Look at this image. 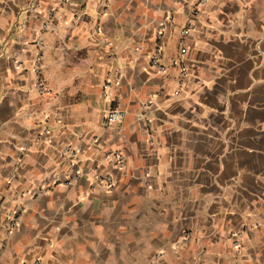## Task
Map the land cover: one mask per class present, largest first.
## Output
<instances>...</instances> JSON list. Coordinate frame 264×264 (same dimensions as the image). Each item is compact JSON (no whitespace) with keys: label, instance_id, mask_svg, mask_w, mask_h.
<instances>
[{"label":"crops","instance_id":"obj_1","mask_svg":"<svg viewBox=\"0 0 264 264\" xmlns=\"http://www.w3.org/2000/svg\"><path fill=\"white\" fill-rule=\"evenodd\" d=\"M196 2L0 0V264H264V0Z\"/></svg>","mask_w":264,"mask_h":264},{"label":"built area","instance_id":"obj_2","mask_svg":"<svg viewBox=\"0 0 264 264\" xmlns=\"http://www.w3.org/2000/svg\"><path fill=\"white\" fill-rule=\"evenodd\" d=\"M207 0H197L195 3V7L190 14L186 27L182 30V37L179 42V51L181 56H185L188 52V44L187 37L191 32V25L197 18L200 13L202 6L206 3ZM165 33V24L161 23L158 25L156 32V48L154 52L151 54L149 59V68L152 72L157 74H162L167 71V66L164 63L163 58V39ZM38 74V86L41 91H46L45 89V80L40 75V72L37 71ZM124 118V112L120 109H109L104 116V122L106 126H110L112 124L119 123ZM79 148H77L73 144H69L64 149V155L68 157L70 161V165H72L73 161L79 155ZM107 162L114 168L124 169L126 166V158L125 156L117 151L108 153L105 156ZM78 176L79 173H76ZM93 184L103 187L107 191H112L115 188V182L113 176L110 173L96 174L93 179ZM60 182L59 175H53L51 178V186H56ZM48 182L43 181L41 185L34 192H27V194H39L43 191L48 190ZM23 210V206L21 203L15 204L11 206L9 209H6L3 204H0V250L3 245L4 235L9 233L16 225L19 223L20 214ZM185 237H188V232L185 233ZM241 234L232 233L231 239H234V246L236 249L241 248V240L239 239ZM35 264H41L39 260H36Z\"/></svg>","mask_w":264,"mask_h":264}]
</instances>
